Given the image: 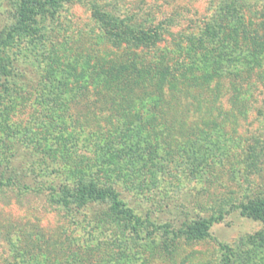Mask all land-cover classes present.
Segmentation results:
<instances>
[{
  "label": "rangeland",
  "instance_id": "1",
  "mask_svg": "<svg viewBox=\"0 0 264 264\" xmlns=\"http://www.w3.org/2000/svg\"><path fill=\"white\" fill-rule=\"evenodd\" d=\"M32 1L24 32L22 0H0V264H264V221L242 208L264 200V54L250 63L245 38L263 34L264 0ZM116 19L161 40L118 46ZM80 176L139 222L109 198L64 205ZM201 220L206 238L179 232Z\"/></svg>",
  "mask_w": 264,
  "mask_h": 264
},
{
  "label": "trees",
  "instance_id": "2",
  "mask_svg": "<svg viewBox=\"0 0 264 264\" xmlns=\"http://www.w3.org/2000/svg\"><path fill=\"white\" fill-rule=\"evenodd\" d=\"M57 1L58 0H46V2H48L49 4H53ZM40 7L42 8V6H37V3L33 2L32 0H22V8L19 12L20 30L23 29L24 32L29 31V29L31 28L30 23H31L32 17L36 14L37 11H39ZM109 23H111L110 24L111 27L108 29L109 36L112 42L118 46L126 44V45H131L134 47H140L143 49L145 48L150 49V48L156 47L162 37L161 32L158 31L156 28L146 30L145 32H140L141 31L140 29L135 28V27L134 28L130 27L129 23L123 20L118 21L116 19L115 21H111V22L109 21ZM259 27L263 28V32H262L263 34L262 35L258 34L260 38L259 36L257 37L245 36V38L250 41V45L253 47V50L249 52L247 55H249L250 57L249 58L251 60L250 63L254 61L255 64L259 63L260 61L259 57L264 54V24H262L261 26L259 25ZM229 30L231 31H228L226 34L228 38L227 43L231 44L232 47L234 48V46H238L240 44L239 43L240 39L238 38L236 34V29H229ZM214 35L215 34L212 35V33L210 34V36H214ZM192 47L194 49H198V48L204 49V46H201V47L192 46ZM197 65L199 67H206V64L205 62H203V60H201L199 64ZM215 67H214L215 69L214 72L213 71L205 72L204 75L206 79L211 78L212 75L219 76L221 72L219 71V69L217 71ZM249 70H252V69H249ZM249 70L245 73L247 74L251 72ZM231 74L233 75L232 76L233 84L237 86L238 85L237 77L242 76V75H239L235 72H232ZM157 75H158L157 77L158 80L156 82L155 87L159 91H163V86H162L161 81L165 79L167 76H169V70L164 68V70L157 73ZM128 76H129V71L126 69L125 66L122 65V66L111 67L104 78V80H106L104 81V83L106 84H103V85H106L105 87L107 91L109 92L108 95L110 96L118 95V92H119L118 90L121 89L120 83H122V80H124ZM94 80H95L94 81L95 88H97L98 85H101V83H99L97 78ZM239 82H241V80ZM146 95H147L146 97H150L148 93ZM158 97H160V102H159V99L158 100L153 99L151 101V103H153L155 107H159V104L163 103V100H161V96L158 95ZM145 99L146 98H141L139 100L141 103L149 105L148 101H146L145 103ZM80 178L82 179V180L81 179L79 180L80 183H82L80 184V187L76 189L74 188L75 190H73L72 192H69V190L67 189L63 190L64 195L62 193V196L60 199L61 201H63L64 205L69 202L68 197L73 198V201L77 202L80 205L91 202V201H101V200H106L109 198L111 200V209L113 211H116L119 214H124L127 219L134 220L136 223L139 222L138 217L135 216V214L132 212L130 208L126 207L125 203L121 199H119L117 193L114 194L112 192H109L107 189L96 187L95 183L92 182L94 178H91L89 176L88 177L80 176ZM98 181L99 180H97L96 182L99 183ZM242 208H243V211L247 213L248 215L264 221V200H261L260 202L250 201L248 204H243ZM212 219L214 220L216 218H212ZM209 226H210L209 221L201 220V221L194 222L193 225H191L189 228L180 230L179 232L183 233L188 239H203V238H206L209 234ZM227 264H229V262Z\"/></svg>",
  "mask_w": 264,
  "mask_h": 264
}]
</instances>
